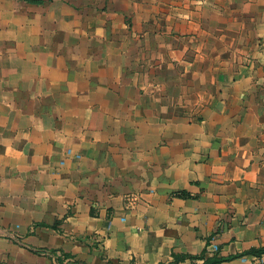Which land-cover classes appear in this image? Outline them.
Instances as JSON below:
<instances>
[{
	"label": "crops",
	"instance_id": "1",
	"mask_svg": "<svg viewBox=\"0 0 264 264\" xmlns=\"http://www.w3.org/2000/svg\"><path fill=\"white\" fill-rule=\"evenodd\" d=\"M263 217L264 0H0V264H264Z\"/></svg>",
	"mask_w": 264,
	"mask_h": 264
},
{
	"label": "trees",
	"instance_id": "2",
	"mask_svg": "<svg viewBox=\"0 0 264 264\" xmlns=\"http://www.w3.org/2000/svg\"><path fill=\"white\" fill-rule=\"evenodd\" d=\"M69 257L70 256L66 255V254L62 255L61 258L60 257L58 258V264H63V260L67 259ZM216 262H217V259H212V260L211 259H207V260H205V262L203 264H215Z\"/></svg>",
	"mask_w": 264,
	"mask_h": 264
},
{
	"label": "built area",
	"instance_id": "3",
	"mask_svg": "<svg viewBox=\"0 0 264 264\" xmlns=\"http://www.w3.org/2000/svg\"><path fill=\"white\" fill-rule=\"evenodd\" d=\"M263 224H264V217H263ZM209 251L212 253H216L218 251V247L216 245H211Z\"/></svg>",
	"mask_w": 264,
	"mask_h": 264
}]
</instances>
